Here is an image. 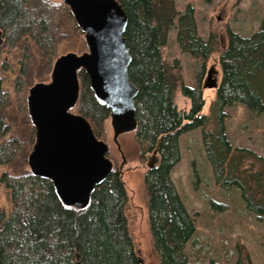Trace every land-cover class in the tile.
<instances>
[{
	"label": "trees",
	"instance_id": "1",
	"mask_svg": "<svg viewBox=\"0 0 264 264\" xmlns=\"http://www.w3.org/2000/svg\"><path fill=\"white\" fill-rule=\"evenodd\" d=\"M117 1L127 17L124 37L131 57L127 72L137 89L135 140L142 157L150 153L159 157L157 166L144 175L153 248L159 264H187L186 246L195 234V224L170 178L180 159L182 133L201 129L205 158L216 185L236 191L246 211L264 222V157L233 146L225 128L226 109L236 105L250 115H264V16L249 36L228 31V44L219 57L221 80L210 116H206L201 114L204 100L199 85L183 84L179 69L178 75L173 74L161 54L174 30L180 50L204 67L214 51V38L210 35L204 40L198 35L193 7L187 5L178 12L174 0ZM61 16L79 29L62 2L0 0L4 40L0 47L19 49V75L26 73L30 50L52 63ZM78 81L73 110L101 139L110 111L94 98L83 70L78 72ZM3 82L0 75V186L8 203L7 210L0 208V264H142L124 213L128 199L121 172L109 173L95 188L87 208L64 206L52 183L26 168L34 129L27 116L25 85L18 81L15 92L25 124V129L15 133L31 128L23 139L12 133L13 124L6 120L10 101ZM177 87L190 102L188 111L178 110L174 103ZM210 122L212 129L206 130ZM232 264L253 263L239 254Z\"/></svg>",
	"mask_w": 264,
	"mask_h": 264
},
{
	"label": "rangeland",
	"instance_id": "2",
	"mask_svg": "<svg viewBox=\"0 0 264 264\" xmlns=\"http://www.w3.org/2000/svg\"><path fill=\"white\" fill-rule=\"evenodd\" d=\"M174 3L178 12H183L187 5L193 7L197 33L204 40L213 36L214 51L204 67H201L200 60L180 50L175 39L176 31L172 30L161 50L162 59L173 74L178 75L179 69L183 84L194 87L199 85L204 100L201 114L210 116L216 89L206 88L207 73L211 71V79L218 86L221 80L219 57L228 44V31L242 36L257 31L264 16V0H174ZM84 51L86 45L82 32L71 25L65 16L60 17L55 57L50 65L42 53L33 49L29 51L26 73L19 75V49L0 47V75L4 79L3 89L10 101L5 117L13 124L12 133L25 139L31 129L28 127L23 134L15 133L25 129L17 109L15 92L18 81L24 83L27 96L29 88L34 84L50 80L51 68L58 56ZM174 103L178 110H189L190 102L182 96L179 87L174 93ZM71 112L76 114L73 109ZM226 114V134L232 145L250 149L264 157V115H250L240 105L226 109ZM210 129L211 122L206 127V130ZM201 136V129L179 136L180 159L170 173L171 181L195 224V234L186 246L187 264H232L239 254L247 255L253 264H264V222L246 211L236 191H225L216 185L205 158ZM99 140L108 146L107 157L113 164V170L121 172L128 199L124 213L136 252L142 264H159L149 231L148 195L144 182L148 163L154 161L153 165L157 166L159 157L153 153L142 157L134 131L120 134L116 143L110 118ZM32 146H28V154ZM7 206L6 192L0 186V208L7 210Z\"/></svg>",
	"mask_w": 264,
	"mask_h": 264
},
{
	"label": "water",
	"instance_id": "3",
	"mask_svg": "<svg viewBox=\"0 0 264 264\" xmlns=\"http://www.w3.org/2000/svg\"><path fill=\"white\" fill-rule=\"evenodd\" d=\"M58 1L69 8L83 34L86 51L58 56L50 80L29 88L26 107L34 143L27 166L33 176L52 183L64 206L83 210L113 164L107 157L106 143L95 137L84 117L71 112L79 96L78 72L84 71L94 98L109 109L114 139L136 128L137 89L128 77L131 57L124 37L127 17L118 1ZM3 41L0 31V46ZM210 74L206 88L216 89ZM153 164L148 163V168Z\"/></svg>",
	"mask_w": 264,
	"mask_h": 264
},
{
	"label": "flooded vegetation",
	"instance_id": "4",
	"mask_svg": "<svg viewBox=\"0 0 264 264\" xmlns=\"http://www.w3.org/2000/svg\"><path fill=\"white\" fill-rule=\"evenodd\" d=\"M209 71H210V70H209ZM209 71H208V72H209ZM211 75H212V74H210L209 80H210V78H211ZM207 79H208V73H207ZM114 141H115L116 143H118V137H117V139H114Z\"/></svg>",
	"mask_w": 264,
	"mask_h": 264
}]
</instances>
